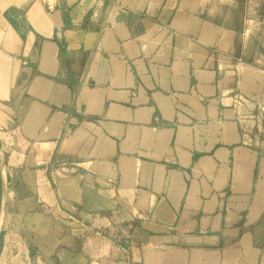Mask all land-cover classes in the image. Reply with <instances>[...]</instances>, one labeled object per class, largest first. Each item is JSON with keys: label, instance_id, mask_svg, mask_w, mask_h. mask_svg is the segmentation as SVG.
<instances>
[{"label": "crops", "instance_id": "0c3cea01", "mask_svg": "<svg viewBox=\"0 0 264 264\" xmlns=\"http://www.w3.org/2000/svg\"><path fill=\"white\" fill-rule=\"evenodd\" d=\"M0 264H264V0H0Z\"/></svg>", "mask_w": 264, "mask_h": 264}, {"label": "built area", "instance_id": "2783aa9c", "mask_svg": "<svg viewBox=\"0 0 264 264\" xmlns=\"http://www.w3.org/2000/svg\"><path fill=\"white\" fill-rule=\"evenodd\" d=\"M2 153L0 152V165H1V163H2Z\"/></svg>", "mask_w": 264, "mask_h": 264}]
</instances>
